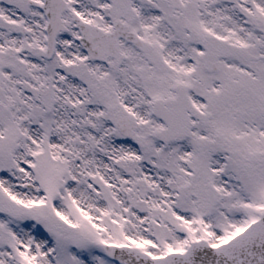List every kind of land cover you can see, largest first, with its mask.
Segmentation results:
<instances>
[{"label":"snow or ice","instance_id":"obj_1","mask_svg":"<svg viewBox=\"0 0 264 264\" xmlns=\"http://www.w3.org/2000/svg\"><path fill=\"white\" fill-rule=\"evenodd\" d=\"M0 264H264V0H0Z\"/></svg>","mask_w":264,"mask_h":264}]
</instances>
